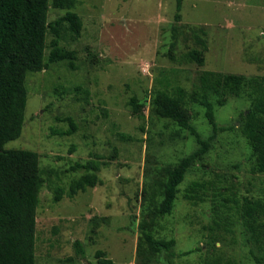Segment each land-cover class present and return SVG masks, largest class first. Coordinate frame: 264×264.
I'll use <instances>...</instances> for the list:
<instances>
[{"label": "rangeland", "instance_id": "rangeland-1", "mask_svg": "<svg viewBox=\"0 0 264 264\" xmlns=\"http://www.w3.org/2000/svg\"><path fill=\"white\" fill-rule=\"evenodd\" d=\"M49 0L48 22L67 12L81 18L75 37L63 25L61 45L76 53L75 69L68 61L49 63V30L41 72L26 78L28 101L21 136L6 150L39 154L44 185L39 193L36 264H97L102 250L113 264H141L137 259L139 224L146 221L158 239H175L171 264H204L206 260L264 264V244L244 226V199L264 200V173L240 127L251 109L248 95L213 97L221 132L205 157L179 187L173 213L158 216L167 169L197 149L189 131L160 119L149 104L156 80L176 74L187 91L184 109L203 138L212 134L205 110L192 101L202 71L264 77V0H183L177 45L172 49L177 0H75L71 9H56ZM199 29L207 32L205 64L175 62L192 49ZM85 91L89 92L87 99ZM136 96L146 102L142 116L129 105ZM71 136L61 133L72 129ZM92 162L102 184L55 202L58 188L68 191L84 171L76 163ZM209 183L205 201L185 199L193 182ZM156 196V197H155ZM155 197V198H154ZM80 241L84 255L76 253ZM198 250L191 255L181 254ZM165 262L164 260H162Z\"/></svg>", "mask_w": 264, "mask_h": 264}, {"label": "trees", "instance_id": "trees-1", "mask_svg": "<svg viewBox=\"0 0 264 264\" xmlns=\"http://www.w3.org/2000/svg\"><path fill=\"white\" fill-rule=\"evenodd\" d=\"M52 5L56 9H71L75 0H53ZM182 6L183 0H177L172 49L177 45L180 31L177 23L181 22ZM48 11L49 0H0V264H36L37 209L40 189L44 185L40 173V157L30 150L5 149L8 143L21 136L24 128L28 101L26 78L28 74L41 72L48 66L45 54L49 30L54 39L50 44L48 62L68 61L71 68L75 69L76 53L61 45V28L66 24L68 30L78 37L83 27L81 18L74 12H67L54 23H49ZM206 36L204 29L195 31L193 39L201 49L189 50L180 57L170 55V58L175 62L204 66V52L208 50ZM175 76L172 71V74H163L156 80L154 96L149 104L155 116L170 120L180 129L189 131L198 147L167 169L162 200L157 202L153 199L155 213L161 217L173 213L180 185L193 166L209 152L217 136L232 129V126L218 124L213 97H218V101L222 103L221 98L230 95H248L252 107L243 113L240 130L252 148L256 159L255 171L264 173V77L247 79L239 75L202 71L197 77L192 101L204 108L206 119L212 128V134L203 138L190 123L184 109L188 94ZM85 96L87 99L88 91H85ZM129 105L133 114L141 117L146 102L133 96ZM69 121L72 129L62 132V136H71L77 129L71 118ZM71 169L85 173L71 182L68 191L62 188L56 190V203L64 195L73 198L79 192H86L88 188L102 184L97 174L90 173L97 170L92 162L76 163ZM209 188L207 182H193L186 191L185 199L194 205L203 203ZM242 217L244 226L255 242L264 244V200L245 198ZM139 231L138 261L141 264H171V258L176 256L173 251L176 240L156 238L146 221L139 224ZM74 245L76 253L83 256L81 242L76 241ZM196 251L198 250H191L181 255H191ZM252 254L256 264H262V259L254 252ZM96 257L97 264H113L102 250L96 252ZM204 264L237 263L215 259L206 260Z\"/></svg>", "mask_w": 264, "mask_h": 264}]
</instances>
